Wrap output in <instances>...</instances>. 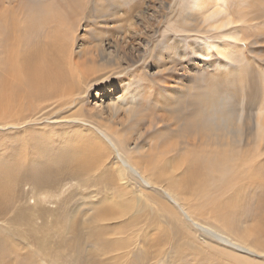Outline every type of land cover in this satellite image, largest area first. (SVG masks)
<instances>
[{"label":"rangeland","instance_id":"374dc122","mask_svg":"<svg viewBox=\"0 0 264 264\" xmlns=\"http://www.w3.org/2000/svg\"><path fill=\"white\" fill-rule=\"evenodd\" d=\"M145 1L146 0H82V9H80L81 11L78 14V16H80L76 18V21L74 22L72 19L69 20L70 18H66L63 31L60 32L62 26L55 25L54 33L57 36H66L68 42L71 40V49L77 52L78 45L81 44L83 38L86 39V45L90 44L89 37L91 38V36L89 33L91 32V28L89 25L91 23L89 20L93 19L94 13L101 16L100 14L104 11L106 13L107 9H112L114 14V12L118 10V6H123L120 8L122 12L128 13V10L134 4L145 3ZM191 2L192 0H170L168 8L165 10V15L158 25L160 28L159 33L162 32L164 34L173 35L179 32H184L182 34L185 37L188 36L186 37L188 40H194L196 37L198 38L197 40H204L207 38L206 41L212 42L214 32H216L215 29L197 33L192 30L193 26L188 27L185 23L186 15L190 12L189 7ZM45 4L49 5V8L52 9V17L57 23L58 0H0V16L1 13L8 15L10 23L17 26L19 30L21 28V22L19 21L23 18L25 20L29 18L28 16L31 12L36 14V10ZM59 5H61V3ZM225 5L232 14V17L236 19L237 25L241 27L240 32L238 33L239 36L245 40L246 48L245 56L239 62L234 61V59L231 61L227 59V61L230 62L229 64L231 67L223 71L220 78L222 84L217 81L216 77H202L200 75L201 72L193 73L185 78L182 73L183 70H177L176 67L166 69V62L169 60L167 58L168 52L164 48L163 42L167 40V37L160 39L158 36L159 33H157L152 38V44L150 42L143 47L146 51L143 52L142 50V58L138 59L137 63L132 66V69L135 67L137 71L132 74V69H130V78L128 77V82L126 81L128 83L127 91H130V93H139V90H135L137 85L145 87L151 82L152 91H150V96H143L142 93L143 97H139L137 100L133 101L144 103L146 107L152 106V109L147 111V113L145 112V108H143L142 112L133 111L130 118L124 121V128H122L123 125L117 126L115 131L119 130V132L116 131L117 133L115 132L114 134V132L112 133V126L114 125L112 120L118 119L119 121L120 118H122V112L112 115L108 109V101L104 99L103 102L99 103L93 96L90 98V106L98 107L97 105L101 104V108L104 111V118L105 120L108 119L105 121L107 125L109 124L108 132H110V135L113 138L115 137V140H118L117 138H122L124 141L134 143L136 138H139L140 131L146 130L147 133L145 132L140 140L143 139L141 141L142 144L145 143V149H148L149 146V150L146 153H138V156L130 154L129 159L130 161L133 159L142 164V167L146 166L145 169L147 170L146 173L148 176H151L152 173L158 176V158L151 159V157L152 154L156 156L158 148H160L161 145L166 144L163 140L166 139V142L177 140L176 142L184 143V137L182 138V134L185 133L181 132L183 129L179 130L180 127H183V124L188 125L195 116H200L201 118L199 117V119L205 122V128L203 125L204 129H208L210 127L209 125H212L210 119L207 118L206 120V116L207 112H210L209 107L211 108L213 102L218 101L221 103V109L224 107L226 110L233 111L234 114H238L243 120H245L250 114H255V112L261 107L264 108V0H225ZM22 7H24L23 9H25V11L22 10ZM24 12L28 14L26 15ZM135 13L136 12H134V14ZM115 15L118 17V14ZM223 15L224 13L221 12L219 16L221 17ZM87 17H89V19H87ZM191 17L193 18V16ZM40 18H42V21L45 20L44 14L43 17L42 15L37 16V19ZM97 19L100 23H98L99 30L103 37H105L104 40L107 41V33L104 25H102L104 18L98 17ZM65 25H68L70 29L68 28V30ZM94 28L98 29L96 26ZM18 30L17 32H19ZM21 31H23V29ZM19 33L21 34V32ZM217 36L222 39L221 33ZM232 51H234V49H232ZM221 58L226 60L223 57ZM85 62H87L88 65L91 64L87 60ZM106 75H109V73ZM115 79L116 81L118 80L116 77ZM157 80L158 82H156ZM90 84L91 83L88 85ZM92 86L93 88L91 87L89 90L102 94L100 86ZM217 86H221V88L225 89V91L221 93L222 95L220 93H215ZM74 90L77 91V89ZM121 91L122 90L118 88L115 95L118 96ZM168 91H172V93L168 94ZM80 95L82 96L81 99H86L85 94ZM81 99L79 101L81 103L78 104L79 106L84 107V103ZM140 100L142 101L140 102ZM193 102H200V109L203 108L206 114H202L200 110L198 115H196L197 110L192 112L195 108L192 104ZM186 108L190 112H186ZM67 109V106L61 107V115L63 113H70ZM185 113L186 116L184 115ZM151 114L156 118L154 119L152 118L153 116H149ZM61 115L58 113H54L52 116L50 114H39V117L37 116V118L31 122V125L25 127L29 130L26 131V133L22 132L20 129L18 132L12 134H10V132L5 133L7 130H4L2 133L0 132V155L5 153L7 148H11L8 150H12L13 146H17L18 150L16 149L13 151L14 154L16 153L15 155L18 154V157L16 158L12 151L11 158L16 162H21L20 160H22L23 156L21 154H24L27 151L23 149L25 146L23 142L29 141V144L30 142L31 144L28 149L31 152L38 147V152L41 151L40 153L46 156L50 155V159H48L51 160L50 166H62V173L64 174L60 179L59 188L57 190H38L37 192H34V194L31 192V181L29 180L25 186L21 185L20 187L25 191V196L23 194L25 202H23L24 206L20 207V211L17 214H4L0 212V264H157L156 262L159 264H180L179 260L186 258L188 253L193 254V252L182 251L181 246L176 244L177 240L182 241V237L178 233L172 234V227L166 225V219L163 212L154 210L153 208H155V206H151L153 204L148 201V197H151L155 199L159 205L162 203L160 206L164 209L168 207V205H166L168 202L165 197L162 194L160 195V192L152 189H148L149 191L146 192L143 191V194L140 193V191H137L136 189H139L141 185L134 177L131 178L134 180V188L122 184L119 180V164L116 165L114 160H112L113 155L111 149L108 148L103 151L101 150L102 152H105V154H103L104 156H100L102 153H97V142L92 135L91 128H79L73 124H63L57 127L50 123V121L56 120L54 117L60 119ZM145 115H147V117ZM159 117L163 118L160 120ZM202 117H204V119ZM147 119H154V121H146ZM157 119H159L158 122ZM150 122L152 123L150 124ZM176 122L181 126L175 127ZM37 123H42V125H44L43 127L46 126L48 128L45 127L40 133L38 131L35 132L33 131V128L36 127ZM146 123L148 126L145 125ZM141 125V128L138 127ZM101 127L103 128V126ZM204 129L201 133L202 135H197V138L199 136L202 137V143L197 142L196 144L199 145V147H202L201 150L203 151H201L200 155L204 154V158L197 153L200 152L198 150H195L194 152L192 151L195 156L194 154L193 156L189 155L188 158V155L182 154L183 151H181L182 153L179 152V150H183L184 147L182 146L185 143L179 145L172 141L174 146H176V144L179 146L178 148V146L173 147V144H171L172 146H169L170 142H167L168 146H166V148H168L166 151L170 147L171 151L174 150L171 155L173 153H175V155L173 154L174 159L169 161L164 160L165 162L163 165H165V167L161 169V178L164 182L168 179V173L173 169L170 168V165L172 164V167L174 166V168H176V163H181L182 165L178 164V166H182L180 170L181 173L189 174L195 170L193 173L194 175L190 174L191 178L188 179V183L190 185L192 184L191 187L193 191L192 193L190 192V194L189 190L187 191L188 199L191 197L190 203L194 199H197V202L194 200L195 202L191 203L194 205L196 203L197 205H201L199 204L200 202L206 203L209 197H211V194L214 193L213 185H211L213 183L210 182L211 180L212 182L214 181V178H212L214 177V166L210 160L214 157L212 150L214 149L215 144H212L207 139L209 130L206 129V133ZM188 130L190 132L193 131L191 134H194V131H199L198 129L192 130V128H189ZM37 133L40 136H38ZM160 136V142H158L157 138ZM161 142L162 144L160 145ZM207 142L210 145H208ZM104 145H106V143ZM151 146H153V148H151ZM204 146L205 149L203 148ZM206 148L210 149V152H207ZM190 149L192 150V148ZM62 151H66L67 153H63ZM106 151L109 153L107 154ZM257 152L258 151H255L256 154H258ZM92 153L93 155L96 153V155L98 154L99 156L97 155V157L95 155L94 157L91 155ZM180 155H183V157ZM263 156L264 153L261 158L256 156L254 159L255 167L252 168V172L258 175V181L255 184L253 181L248 183V186L245 187V193L241 196L242 199L239 198V201L241 199L242 202L238 205L236 202H233L235 206L233 205L230 208L235 214L236 211L240 210V212L236 214V216L232 215L233 217L226 216L227 218H230L229 225L232 227L235 234H241L243 230H255L260 233L261 229L264 231ZM71 157L75 160H72ZM180 158H183V160L185 159V162H183L182 159L180 161ZM201 158L202 160L200 161ZM206 158L209 162L205 161ZM3 160L0 159V197L4 198L3 200H11L12 194L10 189L14 185L17 175L20 176L22 170L21 168H18L17 170L9 161L5 159ZM186 161H188V165L190 166L185 165ZM74 162L78 163L77 165H79V163L87 164H84V166H81L80 164L78 166L79 170L76 168L75 173L67 174V170L64 167L73 165ZM183 163L185 164L183 165ZM197 167L201 169V171ZM140 168L141 167H139V169ZM23 170H26L25 165H23ZM196 170H198L197 172H199V175ZM232 172L233 169L226 178H224L223 175L222 177L224 179L220 176L221 182H224V185H221V183L219 185L221 186V189L223 186L225 187L227 185H225V183L228 182V179L230 181L228 182L229 190L233 186V181H231L233 177L231 176ZM211 175L213 176L210 177ZM216 175L217 174H215V176ZM188 176L189 175H185V177L182 178L186 179ZM175 177L176 175H174L173 181L170 184L171 187H176ZM25 178H21L20 180ZM197 179L200 180L198 181ZM206 183H208L210 188ZM186 184L183 183L181 185L186 186ZM195 184L197 186H195ZM195 187L199 189L197 190ZM201 188H204V190H200ZM209 192H211V194H209ZM230 193L232 192H229L228 190L226 192L225 190L222 197H227ZM135 194H140L147 200H139L138 198L134 199ZM126 196L131 198V202L128 203L125 200ZM196 196L199 198V201ZM43 197L45 200L41 199ZM212 197H214V195ZM225 197L223 198L226 199ZM223 198L220 197L219 200H216L223 201L221 203L222 206L225 205ZM164 200L166 201V204L164 203ZM138 201L140 202L139 204ZM224 211L227 212L226 210ZM153 217H156V219L152 220ZM236 219L241 220L238 225L235 223ZM231 220L234 222L233 226ZM130 234H137L138 236L127 241V236H130ZM259 236L264 238V233ZM165 243L168 244L164 245ZM173 243H175V249L172 253L171 244ZM122 246H126V248L122 250ZM207 252L208 251L205 249L201 252V259L203 260L202 264H228L231 262V259L230 261L221 260L220 255ZM208 255L211 257L209 261L207 260ZM198 263L201 264L200 262ZM182 264H194V262L185 261Z\"/></svg>","mask_w":264,"mask_h":264},{"label":"bare ground","instance_id":"6f19581e","mask_svg":"<svg viewBox=\"0 0 264 264\" xmlns=\"http://www.w3.org/2000/svg\"><path fill=\"white\" fill-rule=\"evenodd\" d=\"M58 3H61V5H57V23L52 17V9L49 8V5L45 4L36 10V14L31 12L28 16L29 18H27L28 20L23 18L21 21H19L21 22V28L19 30L17 26H14L10 23L8 15L1 13L0 130L2 131L0 132L2 133L4 130H7L5 133L10 132V134H12L18 132L20 129L22 132L26 133V131L29 130L25 127L31 125V122L34 121V119H36L39 114H50L52 116V114L58 113L61 115V107L67 106V110L70 111V113H63L60 119L54 117L56 120L50 121L51 124H54L57 127L63 124H73L79 128H91L92 135L97 142V153H102L100 156H104L103 154H105V152L102 151L108 148L111 149V153L113 155L112 160H114L116 165L119 164V180L122 184L125 186H130V188H134V180L131 179L134 177L141 185L139 189H136L137 191L139 190L140 193L143 194V191L146 192L149 191L148 189H152L160 192V195L162 194L165 197L168 203L166 204L165 200L164 203L168 205V207L164 209H162L160 206L162 203L159 205L155 199L148 197V201L153 204L151 206H155V208H153L154 210L163 212L166 219V225L172 227V234H180L182 241L177 240L176 244L181 246L182 251L190 253L193 252V254L188 253L186 258L179 260L180 264L184 263L185 261H193L194 264H199L198 262H200L202 264L203 260L201 259V252L204 249L208 251L207 253H215L220 255L221 260L230 261L231 259V262L228 264H264V238L259 236L263 234L264 231L261 229L260 233L255 230H243L241 234H235L234 230L229 225L230 218L226 217H233L234 215L236 216V214L240 212V210L236 211L235 214V212L230 210V208L235 202L237 205L242 202L241 196L243 193H245V187L248 186V183L253 181L255 184L258 181V175L252 172V168L255 167L254 159L256 156L261 158L264 153V108L261 107L255 112V114H250L245 120H243L240 118V116H238V114H234L233 111L226 110L224 107L221 109V103L218 101H215L211 104V108L209 107L210 112H207L206 120L207 118L210 119V123L212 125H209L210 127L206 129L209 130L207 139L212 144H215V146L212 145L214 146V149H211L214 153V157L211 156L213 159L210 160L214 166V177H212L213 175L210 177L214 178V181L212 182V180H209L211 183H213L210 184L213 185L214 193L211 194V192H209L211 197H209L206 203L198 202L201 205H197V203L195 205L191 204L197 199H194V201L192 198L193 201L191 203V197L188 199L189 197L187 191L189 190V194L193 191L191 187L192 184L190 185L188 183V179L191 178L190 174H193L195 170L189 174L181 173L180 170L182 166H178V164L181 163H176V168H174V166L172 167V164L170 165V168L173 169H171L172 171L168 173V179L164 182V180L161 178V169L165 167V165H163L165 162L164 160L169 161L174 159L173 156L175 155V153H173L174 155H171L172 151L174 152V150L171 151L170 147L168 149L169 151H166L168 148H166V146H168L167 142H170L169 146L173 144L172 141L178 143L179 145H183L185 143L186 145L184 144L182 146L185 149L183 148V150H179V152L182 153L181 151H183L182 154L188 155V158L189 155L193 156L194 153H192V151H200L197 152L199 155L201 151H203L201 150L202 147L196 145L197 142L202 143V137L199 136L197 138V135H202L201 133L205 128V122L199 119L200 116H195L188 125L183 124L182 128L180 127L181 125L179 126L178 122L175 123V127H180L179 130L183 129L181 132L185 133L182 134V138L184 137V143L176 142L177 140H170L167 142L166 139L163 140V142L165 141L164 143L166 144L161 145V142V146L157 150V155L155 156L152 154L151 157V159L158 158V176L154 175L153 173L151 176H148L146 173L147 170L145 169L146 166L142 167V164L133 159L130 161L129 159L130 154L138 156V153H146L149 150V146L148 149H145V143L142 144L141 141L143 139L140 140V138L144 136L146 130L140 131L139 138L135 137L136 140L134 138V143L124 141L122 138L117 137L116 138L118 140H115V137L113 138L110 135V132H108L109 124L107 125L105 123V121L108 119L105 120L104 118V111L101 108V104L97 105L98 107L89 105L90 98L93 96L99 103L103 102L104 99L108 101V109L112 115L122 112V118H120L119 121L118 119L112 120L114 124L112 126V133L114 132V134L116 131L119 132V130L115 131V128L117 126L123 125L124 121L130 118L133 111L142 112L143 108H145V112L147 113V111L153 108L152 106L146 107L144 103L133 101L137 100L139 97L141 98L146 95L150 96V91H152L151 82L145 87L137 85L135 90H139V93H130V91H127V79L128 77L130 78V69H132V66L137 63L138 59L142 58V50L143 52L146 51V49L143 47L148 45L150 42L152 44L153 36L159 33L160 28L158 25L165 15V10L168 8L170 0H146L145 3H136L130 7L128 13L122 12L120 8L123 6H118V10H116L114 14L112 9H107L106 13L104 11L102 14H100L101 16L94 13L93 19L89 20L91 23L89 25L91 28V32L89 33L91 36V38L89 37L90 44L86 45V39L83 38L81 44L78 45L77 52L71 49V40L68 42V38L66 36H57L54 33V26H62L60 28V32H62L66 18H70L69 20L72 19L75 22L76 18L80 16H78V14L81 11L80 9H82V0H58ZM23 8L24 7H22V10L25 11ZM189 11V14H187L185 18V23L188 27L193 26L192 30L197 33L202 31L204 32L205 30L209 31L211 29H215L216 32H214V36L212 35V42L206 41L207 38L204 40H197L198 38L195 36L194 40H188L186 39L188 36L185 37L182 34L184 32H179L173 35L164 34L162 32L159 33L158 36L160 39L167 37V40L163 42L164 48L168 52L167 58L169 60L166 62V69L176 67L177 70H183L182 73L185 78H187L186 76H190L193 73L201 72L200 75L202 77H216L217 81L222 84V80L220 78L223 74V71L231 67L229 64L230 62H228L227 59L230 61L234 59V61L239 62L245 56L246 43L238 33L240 32L241 27L237 25L236 19L232 17V14L227 9L225 0H192ZM134 12L136 13L134 14ZM221 12H223L224 15L220 17L219 15ZM43 14L45 20L42 21V18L37 19V16L42 15L43 17ZM115 14H118V17ZM191 16H193V18ZM98 17L104 18L102 25H104L105 31L107 33V41L104 40L105 37H103L101 31L99 30L98 25L100 23L97 19ZM87 19H89V17H87ZM65 26H67V29H70L68 25ZM95 26L98 27V29L94 28ZM22 29L23 31H21ZM17 30L21 32V34L17 32ZM219 33L222 34V39L217 36ZM232 49H234V51H232ZM221 57L226 60H223ZM86 60L91 64L88 65L87 62H85ZM136 71L137 70L134 67L132 69V74ZM108 73L109 75H106ZM115 77L118 78L117 81ZM158 80L156 82H158ZM89 83L91 84L88 85ZM92 85L95 87L100 86L102 94L89 90L91 87L93 88ZM118 88L122 91L119 95L117 94L118 96H116L115 94L117 93ZM74 89H77V91ZM224 91L225 89L221 88V86H217L215 89L216 94H221ZM171 93L172 91H168V94ZM80 94H85L86 99H81L82 96ZM80 99L83 101L84 107L79 106L78 103H81L79 102ZM141 101L142 100H140V102ZM192 104L195 106L192 112L197 110L196 115L199 114V110L202 114H206L203 108L200 109V102H193ZM186 112L190 111L186 108ZM184 115L186 116V113ZM145 116L147 117V115ZM149 116H153L152 118H154L153 114ZM162 118H160V120ZM202 118L204 119V117ZM154 119H151L152 122ZM151 120L147 119L146 121ZM158 120L159 119H157V122ZM152 122H150V124ZM142 125L138 127L141 128ZM145 125H147V123ZM43 126L44 125H42V123H37L36 127L33 128V131H38L40 133L46 127ZM101 126H103V128ZM124 126L125 125H123L122 128H124ZM187 128H192V130L198 129L199 131H194V134H191L193 131L190 132ZM206 129H204V131H206ZM192 135L195 136L193 137ZM159 138H161V136L157 138L158 142H160ZM23 143L25 144L24 148L21 146L19 147L27 151L24 154H21L23 155L22 160H20L21 162L18 161L19 159L17 160L18 162H16L11 158V153L13 150L18 148L17 146H13L12 150H8L11 148H7V151L5 150V153L0 155L1 160L5 159L9 161L11 165L17 170L18 168H21L22 170L20 176L17 175L16 181L10 189L12 194L11 200H3L4 198L0 197V212L4 214H17L20 211V207L24 206L23 202H25V191L20 188L21 185L25 186L30 180L31 192L33 194L38 190H57L59 188L60 179L62 175H64L62 173V166H50L51 160H48L50 159V155L46 156L41 154V151L38 152V147L33 152H31L28 149L30 148L31 142L30 144L29 141H25ZM105 143L106 145H104ZM176 146L178 145L176 144ZM176 146L173 144V147ZM189 147L192 148V150ZM151 148H153V146H151ZM203 148L205 149V146ZM206 150L207 152H210V149L206 148ZM255 151H258V154H256ZM108 153L109 152H107V154ZM17 155H15L16 158L18 157ZM91 155L95 157L96 153H94V155L92 153ZM183 155L180 156L183 157ZM200 156H203V158L205 157L204 154ZM181 159L183 162H185V159L183 160V158H180V161ZM72 160L75 159L72 158ZM201 160L202 158L200 161ZM207 160L208 159L206 158L205 161L209 162ZM77 164L78 163L74 162L73 165L64 167L67 170L66 173L73 174L75 173L76 168L79 170L78 166L80 164L81 166H84V164L87 163H79V165ZM184 164L185 163H183V165ZM23 165L26 166V170H23ZM185 165L190 166L188 165V161H186ZM139 167L141 168L139 169ZM232 169L233 172L231 173V176L233 177L231 181H233V183H231L233 186L229 190L228 182L230 181L228 179V182H226V179V181H224L226 182L225 185H227L225 187L223 186L224 188L222 187L221 189V186H219L220 183L221 185H224V182H221V177L224 175V178H226ZM199 170L201 171V169ZM197 171L198 170H196V172ZM197 173L199 175V172ZM215 174L217 175L215 176ZM174 175H176V187H171L170 184L173 181ZM185 175L189 176L188 178L183 179L182 177H185ZM21 178L25 179L20 180ZM197 180L199 181L200 179ZM183 183H187L186 186L181 185ZM206 185L210 188L208 183H206ZM195 186L197 185L195 184ZM183 188L187 189L184 190ZM195 188L197 189V187ZM200 190H204V188H201ZM225 190L226 192L227 190L232 192L227 197L223 196L226 199L222 197V194ZM206 195L209 196L208 194ZM213 195L214 197H212ZM197 196L196 198L199 197ZM220 197L224 199L225 205L223 206L221 205L223 201H216L219 200ZM136 198L139 200H147L140 194H135L134 199ZM239 198H241L240 201ZM41 199L45 200L44 197ZM125 200L128 203L131 202V198L128 196L125 197ZM139 203L140 202L138 201V204ZM155 219L156 217H153L152 220ZM240 221L241 220L236 219L235 223L238 225ZM231 222H233V220H231ZM233 224L234 222L232 223V226ZM137 234H130V236L128 235L126 240L130 241L131 238L133 239L134 237H137ZM166 244L168 243H165L164 245ZM171 245L173 253L175 249V243ZM125 248L126 246H122V250ZM210 259L211 257L208 255L207 260L209 261ZM156 263L159 264L158 262Z\"/></svg>","mask_w":264,"mask_h":264}]
</instances>
